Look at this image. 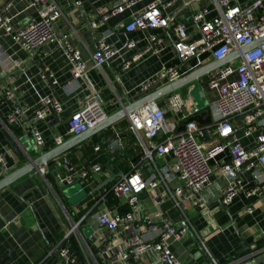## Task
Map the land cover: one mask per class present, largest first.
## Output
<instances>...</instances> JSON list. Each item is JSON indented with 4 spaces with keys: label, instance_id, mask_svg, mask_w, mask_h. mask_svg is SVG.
<instances>
[{
    "label": "crops",
    "instance_id": "crops-1",
    "mask_svg": "<svg viewBox=\"0 0 264 264\" xmlns=\"http://www.w3.org/2000/svg\"><path fill=\"white\" fill-rule=\"evenodd\" d=\"M8 1L0 0V9ZM58 1L64 10V16L56 22V29L60 36L65 37L81 52L82 58L90 65L89 71L85 80H73L71 63L59 44L46 43L36 50L29 51L23 49L3 30L0 31V152L6 155L8 165L6 172L0 168V180L29 165L41 154L76 138L68 133V120L80 108L81 102L92 93L99 95L108 116H111L169 84L162 83L147 92L140 91V86L163 68H180L179 79L207 68L198 80L176 91L186 97L191 96L200 106L193 94L194 89L200 87V95L205 103L202 107L213 103L217 98V93L208 86L209 76L215 69L213 65L216 61L211 53L205 52L181 63L174 47L175 35L171 30L159 28L150 32L126 31L125 25L132 16L156 0L137 1L123 12L111 15L107 22L96 26L93 22L100 19L102 10L113 9L125 0H79V6H75L73 0ZM164 2L167 13L173 16L172 24H185L191 38L199 35L197 25L192 19L193 13L201 6L211 8L210 16L216 13L210 0H176L172 4H169L170 0ZM5 14L11 18V23L16 29L24 26L30 17L37 16L36 10L27 0H13ZM150 33L161 39L159 51L145 55L128 71H124L122 64L137 52V48L143 49L149 44ZM101 38H105L108 44L119 51L113 59L99 68L92 64V54ZM132 39L138 41L136 49L126 46ZM46 69L54 75L56 84H51L46 77ZM8 91L15 93L27 115L39 107L44 97L60 101V114H52L50 121H42L38 125L44 134L42 149L35 142L33 134L27 130L25 117L19 123L9 122L13 103L6 96ZM172 93L156 103L164 106ZM167 117L171 122L178 121L181 128L183 127L184 122L179 121V117L173 112L168 111ZM113 134L119 139L125 155H115L110 146H102V142ZM58 139L61 140L60 143ZM254 140L255 136L243 138L242 142L246 147H250ZM97 144L101 145V151L94 150ZM95 158L101 162L92 164ZM141 161V148L129 129L126 116L51 160L49 170L45 167L37 168L2 188L0 261L4 256L10 255L4 264H54L57 258L54 253L56 247L72 225L85 218L79 225L78 235L70 236L66 242L70 255L75 256L76 260L64 262L89 264L88 257L92 261L90 252H96L99 239L105 233L101 227L94 231L89 223L93 219L96 220L95 216L99 213L113 215L132 210L126 200L118 199L120 205L126 204L129 209L121 212L116 204L108 200L107 194L117 180ZM154 163L162 166L164 161L155 158ZM95 164L103 166L102 172L90 179L87 184L89 190L80 182H76L77 190L83 194L76 202H69L63 194L58 178L64 180L72 169H89ZM142 164L143 172L147 176L151 169L149 162ZM257 171L264 177L262 168ZM254 172L246 171L243 174L247 187L256 182ZM225 183V179L218 178L201 193V204L188 210L186 215L193 224L192 233L181 241L173 240L171 243L173 255L183 264H211L210 256L218 264H235V261L244 264L245 259L258 250L264 253V196H247L242 192L232 203L224 206L220 203V190ZM140 199L143 207L141 215H149L154 223L161 224L168 220L180 226L185 224V215L171 200L157 205L148 191H145ZM248 207H252L253 211L247 212ZM196 233L205 241L208 253L197 245ZM81 245L85 247L88 257Z\"/></svg>",
    "mask_w": 264,
    "mask_h": 264
},
{
    "label": "built area",
    "instance_id": "built-area-1",
    "mask_svg": "<svg viewBox=\"0 0 264 264\" xmlns=\"http://www.w3.org/2000/svg\"><path fill=\"white\" fill-rule=\"evenodd\" d=\"M27 1L36 10L37 16L30 17L21 28H14L11 18L5 14L13 2L9 0L0 9V31L3 30L29 51L46 43L59 44L71 63L73 80H85L89 63L56 29V22L64 16L59 1ZM73 1L75 6L81 4L79 0ZM137 1L140 0H125L113 9L102 10L100 19L93 22L94 26L107 22L111 15L123 12ZM173 2L176 0H170L169 4ZM164 3V0H156L138 11L125 25L126 31L171 30L175 35L174 47L181 63L205 52L211 53L216 60H222L234 52H240V56L211 71L208 86L217 93V98L206 107L198 106L191 96L186 97L176 91L169 96L164 106L150 104L139 112L127 115L129 129L141 148L142 161L117 180L108 193L117 199L126 200L132 210L113 215L99 213L95 216L105 233L99 239L96 252H90L92 261L81 245L89 264H183L173 255L171 243L173 240L181 241L192 233L193 224L186 214L201 204L200 195L205 188L218 178L225 179L226 183L220 190V203L224 206L232 203L242 192L247 196H264V177L257 171L258 168L264 170V0H210L216 10L213 16H210L209 6H201L193 13L192 19L199 34L196 38H191L185 24H172L173 16L167 13ZM160 41L157 35L150 33L149 44L139 49L137 40H129L126 46L137 48V52L122 64V69L128 71L145 55L159 51ZM249 46L252 48L244 51ZM118 51L105 38H101L93 51L92 64L101 68ZM180 76L181 69L178 67L163 68L143 83L140 91L147 92L162 83L174 82ZM46 77L51 84L57 83L48 69ZM6 96L13 103L9 122L19 123L25 117L27 130L42 149L44 134L38 125L42 121H50L52 114H60V101L44 97L39 107L27 115L15 93L8 91ZM206 109L211 111L210 123L200 124L193 119ZM168 111L184 122L183 129L178 121L171 122L168 119ZM107 117L99 95L92 93L68 120V133L71 136L81 135ZM241 132L243 135H240ZM253 136V145L246 147L243 138ZM94 150L101 151V145L94 146ZM155 158L162 159L164 164L157 166ZM143 162H149L151 168L147 176L143 172ZM0 168L4 172L8 170L3 152H0ZM102 170L101 164L89 169H72L64 180L68 184L80 182L85 185ZM253 170L256 182L247 187L243 174ZM145 191L151 194L157 205L171 200L185 215V224L180 226L168 220L156 224L149 215L142 216L140 197ZM246 211L252 212V207ZM84 219L74 223L56 247L54 264L76 260L75 256L70 255L66 242L70 236L78 235L79 225ZM195 237L197 245L207 251L203 238L197 233ZM257 253L263 254L261 250ZM210 262L218 264L212 256ZM233 263L240 264L237 261Z\"/></svg>",
    "mask_w": 264,
    "mask_h": 264
},
{
    "label": "water",
    "instance_id": "water-1",
    "mask_svg": "<svg viewBox=\"0 0 264 264\" xmlns=\"http://www.w3.org/2000/svg\"><path fill=\"white\" fill-rule=\"evenodd\" d=\"M257 44V43H256ZM255 44V45H256ZM252 48V46L246 47L244 51L249 50ZM240 56V52H234L227 56L226 58L222 60H216L214 62L213 68H218L224 64L230 63L234 60H236ZM208 69H201L197 70L196 72H193L181 79H178L174 82H171L151 93L148 95L144 96L143 98L139 99L138 101L131 103L129 106L125 107L124 109L118 111L117 113L108 116L104 121L101 123L97 124L94 128L88 130L87 132L76 136L73 140L70 142L58 146L54 150L48 152V153H43L41 154L38 158L33 159L29 165L25 166L24 168H21L9 175H6L3 179L0 180V190L9 184L13 183L15 180L18 178H21L22 176H25L26 174L32 172L33 170L40 168V167H45L47 170L50 169L49 162L51 160L56 159L58 156H60L62 153L67 151L68 149L72 148L76 144L84 141L85 139L89 138L90 136H93L96 134L100 129L108 126H112L115 124L118 120H121L122 118L126 117L129 113L133 112H139L140 109L143 107H146L150 104H155L157 100L165 97L166 95L182 88L183 86L198 80L205 71ZM193 119H195L198 123L204 124V123H210L212 121V116H211V111L209 109L205 110L201 115L195 116ZM184 126L182 127V129ZM103 147H108L114 151L115 155H125V151L123 146L120 144L119 139L117 138L116 134L111 135L108 137L105 141L102 142ZM114 155V156H115ZM124 174L123 172H121ZM60 185L63 189V194L64 196L68 199L69 202L73 203L78 200L79 197L82 196L83 193H79L77 190L76 184H68L65 180H62L60 177L58 178ZM91 228L95 231L99 227V224L96 220H91L89 223ZM10 255L4 256L2 260L0 261V264H4L7 259H9ZM244 264H264V253L263 254H252L248 256L245 259Z\"/></svg>",
    "mask_w": 264,
    "mask_h": 264
},
{
    "label": "trees",
    "instance_id": "trees-1",
    "mask_svg": "<svg viewBox=\"0 0 264 264\" xmlns=\"http://www.w3.org/2000/svg\"><path fill=\"white\" fill-rule=\"evenodd\" d=\"M100 162H101L100 159L95 158V159H93L92 164H93V163H100ZM84 186H85L86 189L89 190V188H87V184H85ZM107 197H108V200H110V202H113L114 204H116V205L120 208V211H121V212H126V211L129 210V209H128V205H126V204H125V205H120L119 200L116 199L115 196H114L113 194L109 193V194H107ZM93 203H94V201L92 202V204H93Z\"/></svg>",
    "mask_w": 264,
    "mask_h": 264
},
{
    "label": "rangeland",
    "instance_id": "rangeland-1",
    "mask_svg": "<svg viewBox=\"0 0 264 264\" xmlns=\"http://www.w3.org/2000/svg\"><path fill=\"white\" fill-rule=\"evenodd\" d=\"M200 91H201V88L196 87L193 91V94H194L195 98L198 99L199 105L202 107L205 103H204V100L201 98Z\"/></svg>",
    "mask_w": 264,
    "mask_h": 264
}]
</instances>
